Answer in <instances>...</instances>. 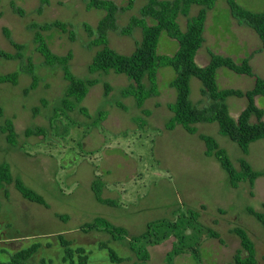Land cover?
<instances>
[{
	"label": "rangeland",
	"instance_id": "obj_1",
	"mask_svg": "<svg viewBox=\"0 0 264 264\" xmlns=\"http://www.w3.org/2000/svg\"><path fill=\"white\" fill-rule=\"evenodd\" d=\"M112 1L120 7L127 2ZM13 3L25 10V18L14 13ZM145 4L146 0H136L131 11L118 15V26L126 27ZM40 6L41 0L0 2V52L17 54L4 36V29L10 30L16 43L26 46L23 59L0 57V75L20 72L17 86L0 85V127L12 121L18 134L17 145L12 146L0 133V165H9L13 178L39 194L49 209L25 200L14 184L6 187L8 198L0 191V250L5 252L0 261L22 264L17 254L24 252L23 256H29L27 264H83L86 257L88 264H227L242 248L234 232L239 228L254 241L257 264H264V227L248 212L253 209L264 216V177L258 179L253 190L248 182L233 189L219 162L206 156L205 144L198 135H189L183 129H165L172 118L167 108L154 111L150 100L144 108L152 116L146 117L133 97L121 95L130 84L126 76L89 73L97 48L89 46L83 25L95 27L104 11H87L85 0H49L38 15ZM194 16L196 9L191 11ZM186 20L180 19L183 31ZM55 21L71 24L74 40L57 29L44 32L51 50L59 56L71 52L72 72L78 78L101 83L90 89L82 104L89 118L64 110L57 128L51 130L50 121L61 107L68 84L60 67L43 65L44 59L36 51L34 31L27 26ZM162 36L159 53L170 55L172 47H167L165 33ZM140 40L139 29L131 37L118 32L109 34L111 48L123 55L132 54ZM27 58L32 59L39 77L38 86L28 93L32 80L22 73ZM255 71L264 77V66ZM175 76L172 68L161 70L158 101L175 102L176 91L170 87ZM104 83L112 87L109 97L104 95ZM219 86L238 91L245 87L236 82ZM201 88V81L194 79L195 103L201 99ZM227 102L235 119L247 105L245 98L231 97ZM259 105L264 111L263 97ZM101 112L107 114L106 120L95 127ZM39 127L49 129L45 137H26L27 129ZM197 129L198 134L216 139L236 169L241 160H247L236 143L219 134L218 124H199ZM250 157L253 170L264 172V141L252 147ZM96 176L98 183L105 186L102 198L110 203L99 202L91 190ZM195 213L199 214L196 221ZM56 214L64 216V220L57 219ZM100 218L125 228L128 235L115 241L111 234L95 229L92 223ZM208 229L217 232L221 241L211 238ZM183 233L186 237L182 239ZM141 236V245H150L151 257L146 263L140 262L130 248L132 238ZM109 249L121 263L117 257H110Z\"/></svg>",
	"mask_w": 264,
	"mask_h": 264
},
{
	"label": "trees",
	"instance_id": "obj_2",
	"mask_svg": "<svg viewBox=\"0 0 264 264\" xmlns=\"http://www.w3.org/2000/svg\"><path fill=\"white\" fill-rule=\"evenodd\" d=\"M218 0H146V4L141 8L138 17L130 19L126 27L118 26V15L129 12L133 9L136 0H127L125 6H118L112 0H85L86 9L101 10L105 12L104 17L93 27L85 23L84 29L90 39L89 46L97 48V52L88 67L90 74L100 72L109 74L111 72L117 75H124L130 81L128 87L123 89L121 95L123 98L133 97L138 109L142 114L149 117L150 111L145 110L144 106L148 99L158 97L160 91L158 88L159 72L163 68H172L175 71V79L170 83V87L176 91V100L167 106L172 113V118L165 126L167 131H174L177 127H182L189 135H198L206 147V156L214 157L229 177L230 185L237 189L242 182H248L251 190L254 189L256 181L264 177V172L253 170L247 160L240 161L239 169H236L230 160L227 152L220 148L216 139L208 135L198 134L197 125L199 124H218L219 134L236 143L244 154H248L250 146L260 140H264V111L259 109L255 103L256 97L264 98V79L255 77L248 61L237 64L230 58L221 57L211 53V60L206 67L197 65L195 58L198 51L202 48L205 39V24L207 13L214 8ZM1 2V0H0ZM49 0H41V6L37 9V14L41 15L43 6L48 5ZM196 5L201 7L195 17H190L191 8ZM232 16L242 26H247L259 35L264 49V13H253L240 7L235 0H228ZM12 10L22 19L26 17V12L14 3ZM1 17V15H0ZM180 17L187 18V27L183 31L180 27ZM72 25L61 21L47 23L43 26L29 24L27 28L34 31V43L36 51L43 57V65L46 67H60L63 79L67 82V88L61 107L55 111L54 117L50 121V129L57 128V120L64 110L68 113L79 112L86 118L90 117L89 111L82 104L88 96L90 89L101 82L97 79L78 78L71 69L73 54L69 52L66 56L56 55L46 42L42 33L57 29L63 34H69L70 39L74 40V33L71 30ZM136 29L141 31V40L136 43L134 52L130 55H123L115 51L110 46L109 34L118 32L122 36L131 37ZM167 34L171 39L179 43V49L173 56L161 55L158 50L159 41L162 34ZM3 34L10 44L17 50V54L11 55L0 52V57L6 60L23 59L25 45L18 44L12 39L10 30L4 29ZM220 68H227L239 75H246L255 78V84L252 90L243 92L238 90H222L218 86L217 73ZM22 73L30 76L32 83L27 93L34 90L39 83V77L36 74V67L31 58H27V66ZM20 72L0 75V85L10 84L17 86L19 84ZM198 79L203 88L201 90V99L193 102L191 98V81ZM104 95L109 97L112 93V87L109 83H104ZM231 97L245 98L247 105L235 119L230 112L227 100ZM38 110H35L37 112ZM3 111L0 109V116ZM105 112L99 113L98 119L94 122L95 127L101 126L106 120ZM256 120V122H253ZM49 129L39 127L27 129L26 137H45ZM0 133L6 135L7 142L17 145L18 134L16 133L12 121H7L4 127H0ZM98 177L94 181L92 190L95 197L101 203H110L102 198V183H98ZM14 184L16 190L25 200L36 203L48 208L46 201L33 190L29 189L19 179H14L11 174V168L7 164L0 165V191L5 192L8 198L6 187ZM264 208V204H263ZM249 214L255 217L264 227V216L261 213L248 210ZM195 221L199 214L195 213ZM62 218L61 216H59ZM95 229L111 234L117 241L121 237L127 236L128 231L125 228L116 227L104 218L92 223ZM97 224V225H96ZM209 230V229H208ZM235 234L241 241V250H238L232 262L227 264H257L256 247L254 241L248 233L236 228ZM211 238L221 241L217 232L209 230ZM133 237L130 243L132 252L138 257L140 262L146 263L150 259L148 245H141L140 238ZM186 237L182 234V239ZM181 239V240H182ZM153 245V243H151ZM150 246V245H149ZM37 251V250H36ZM35 251V252H36ZM110 257H117L112 250ZM174 251V249H173ZM5 253L0 250L1 254ZM24 252L18 253V263L25 264L29 256H23ZM22 255V256H21ZM89 258L84 259L83 264H88ZM0 264H4L0 261Z\"/></svg>",
	"mask_w": 264,
	"mask_h": 264
},
{
	"label": "crops",
	"instance_id": "obj_3",
	"mask_svg": "<svg viewBox=\"0 0 264 264\" xmlns=\"http://www.w3.org/2000/svg\"><path fill=\"white\" fill-rule=\"evenodd\" d=\"M235 1L240 7L244 8L245 10H248L253 13H264V0H235ZM196 7L197 6L194 5L191 8V11H193V9H196L197 14H198L201 7L199 6H198L199 8H196ZM191 11H190V17H191ZM220 12L221 14L219 15ZM181 18L184 19L185 17H180V19ZM180 19H179V23H180ZM184 26L187 27V20H186V25ZM165 35H166L165 36L166 38H164V40L166 39L165 43L167 47H169V49L172 47V50H173L172 54L166 55V56H173L174 54H176V52L179 49V43L176 40L171 39L167 34ZM162 37L163 36H161L160 41H159L158 50L160 49L161 40L163 39ZM204 39H205V42L202 48L198 51L196 58H195V61L198 66L206 67L207 65H209L210 60H211L210 54L213 53L221 57L230 58L237 64H242L243 62L248 61L249 65L252 68L254 76L255 77L260 76V75H257L255 70L256 68H260L261 66H264V49H263L262 41L259 35L256 33V31H254L253 29L247 26L240 25L238 21L234 19V17L232 16L230 7L228 5V0H218L214 8L208 11L206 24H205ZM160 54L165 55V53L163 54L160 53ZM160 72H159V75H160ZM159 78L160 77L158 76V79ZM259 78L264 79V77H259ZM231 80H235V81H231ZM193 81L194 79L191 81V89H192ZM217 82H218V86L221 85V83L226 84V83L236 82L238 85L245 86L243 89L244 90L243 92H246V91L253 89L254 84H255V78L249 77L246 75L236 74L227 68H220L217 73ZM202 88H203V85H202ZM170 93L174 95V92H170ZM159 97L160 95L158 97H153V98L148 99L145 105L147 104V102L152 100L151 102L154 104V107H155L154 111L165 110L167 106L171 103L164 104L163 101L161 102L157 100L159 99ZM174 98H175V95H174ZM191 98H192V94H191ZM261 98L262 97H259V96L256 97L255 103L259 109L263 110L262 107H259ZM244 109L245 107H242L240 113ZM167 111H169L168 108H167ZM151 116H152V112L150 114V117ZM263 121H264V118H263ZM253 122H256V120H253ZM176 129H183V128L177 127ZM262 141L264 140H260V141L253 143L250 146L248 154H245V156L247 157V161L249 163L251 162L250 152H251L252 147L254 145H257L258 143H261ZM107 173L108 174L110 173L109 169H107ZM94 181H96V177L95 179H92L91 181V184H90L91 190H92ZM257 183H258V180L256 181V184ZM47 209H49V207ZM55 216L57 219H60L62 221L64 220V216L62 215L56 214ZM59 216H61L62 218H60Z\"/></svg>",
	"mask_w": 264,
	"mask_h": 264
},
{
	"label": "flooded vegetation",
	"instance_id": "obj_4",
	"mask_svg": "<svg viewBox=\"0 0 264 264\" xmlns=\"http://www.w3.org/2000/svg\"><path fill=\"white\" fill-rule=\"evenodd\" d=\"M21 251V250H20ZM36 254V253H35ZM151 255V254H150ZM31 259V258H30ZM29 260V259H28ZM26 264H27V261H26Z\"/></svg>",
	"mask_w": 264,
	"mask_h": 264
}]
</instances>
